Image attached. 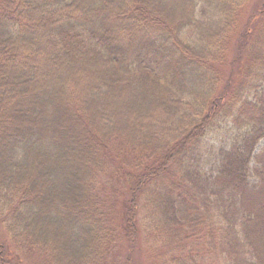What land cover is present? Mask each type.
Here are the masks:
<instances>
[{"label":"trees","instance_id":"16d2710c","mask_svg":"<svg viewBox=\"0 0 264 264\" xmlns=\"http://www.w3.org/2000/svg\"><path fill=\"white\" fill-rule=\"evenodd\" d=\"M247 2L0 0V220L14 249L134 264L146 208L150 264H264V0L242 22ZM216 118L234 139L205 173L190 152ZM126 144L138 148L118 217L101 178Z\"/></svg>","mask_w":264,"mask_h":264},{"label":"rangeland","instance_id":"374dc122","mask_svg":"<svg viewBox=\"0 0 264 264\" xmlns=\"http://www.w3.org/2000/svg\"><path fill=\"white\" fill-rule=\"evenodd\" d=\"M262 0H248L245 6L242 8L241 20L242 22L246 19L248 14L253 13L254 11L260 8ZM188 41V39H185ZM234 50V47H233ZM230 57V56H228ZM236 66V71L232 74L238 73V66ZM229 68V66L227 67ZM226 70V68H224ZM229 70V69H228ZM234 77V76H233ZM229 80L228 77H224L220 82V87L223 86ZM264 87V83H262ZM220 89V88H219ZM213 125L209 128V130L204 134V136L200 139L196 147L190 152L193 153L192 157H194L193 161L197 162L199 169L205 173L215 172L218 167V152L223 148H228L233 139H234V130L232 129L231 123L227 120L223 121L221 119L216 118V120L212 123ZM168 136L167 133H161V138ZM160 138V139H161ZM263 142L257 146V150L261 148ZM128 147H137L132 144L124 145L123 150L119 151L120 153H125L121 157L116 155V158L112 156V162L108 165V168L101 179H103L102 183V192L105 198L112 203H117L114 206V209L118 215L122 213V206L124 205V196H120V190L118 187L122 180L120 173L123 175L129 173L130 171L126 170L125 165L129 164V161L132 160L131 153H137V150H133ZM138 148V147H137ZM256 164L252 162L250 164V172L252 173L253 168H255ZM120 171V172H117ZM250 173L249 181H255V178L252 177ZM119 184V185H118ZM120 188V187H119ZM126 193V192H124ZM127 194V193H126ZM147 209L144 208L143 211H140V234L137 239V243L134 244V249L132 250V256L134 264H150V251L149 246L145 241V237L147 234V218H146ZM0 243L7 246V249L3 251V257L9 264H45L44 259L41 255H39L36 251H32L28 255L19 253L17 249H14L13 245L10 243L9 235L1 223L0 220ZM118 249L115 248L114 256L119 253L126 252V249L129 247V244L123 239L118 240ZM129 250V249H128ZM119 255V254H118ZM121 255V254H120ZM121 255V256H122Z\"/></svg>","mask_w":264,"mask_h":264}]
</instances>
